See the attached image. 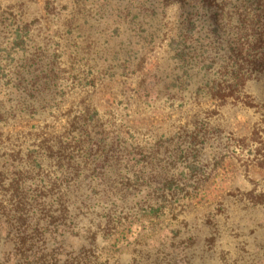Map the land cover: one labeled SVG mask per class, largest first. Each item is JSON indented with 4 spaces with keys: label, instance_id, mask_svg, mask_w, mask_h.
Segmentation results:
<instances>
[{
    "label": "trees",
    "instance_id": "1",
    "mask_svg": "<svg viewBox=\"0 0 264 264\" xmlns=\"http://www.w3.org/2000/svg\"><path fill=\"white\" fill-rule=\"evenodd\" d=\"M164 3L167 6L173 4L178 6L179 14L170 30L173 31L175 27L176 32H173L171 36L169 34V37H162L158 43H151V47L138 59L128 74V77L136 79L134 87L124 91L121 86L117 87L116 84L110 83L113 87L112 91L121 97L122 102L119 103V106H124L122 110L124 113L113 114L108 111L99 115L98 101L105 92L102 90L103 86L99 87L98 76L91 78L92 82L86 80L85 85L78 89L73 84L76 82L75 77L72 80L65 77V84L62 83L63 77L59 72L61 70L54 66L52 67L59 70L57 77H54L58 84L54 82V86L60 88L65 86L66 98L77 97V100L70 101V106L65 111L58 115L48 114L40 119L41 124L37 123L38 119L34 124L17 128L13 124L20 118L22 120L27 118L20 116L15 120L14 111L2 110L0 107V161H2L0 165V241L3 239L5 244L7 242L13 244L10 255L14 253L19 256L18 262L21 261L19 264H117L116 260L111 261V259L104 258L105 250L103 248L105 246L96 245L97 236L111 238L119 232L120 237L124 231L123 228L132 223L148 224L155 227L148 235L141 236L134 243L137 256L144 257L146 260L150 259V256L155 255L158 249L160 250L159 244H155V240L160 237L156 228L165 221L177 226L174 229H168L171 241L179 239L182 243L184 240L189 242L190 238L182 236H185L186 229L191 223L194 224L196 221L188 219L187 201H194L198 197V192L207 186L211 173L215 169L222 168L227 162H229V166L234 162L231 165H238L244 175L250 173L251 169H257L264 173V102L260 103L254 95L252 96L248 92L249 83L253 79L264 77V0H164ZM14 6L10 5L11 8L17 9ZM5 14L12 16L15 21L6 25L5 18L1 17L0 31L2 28L16 30L9 33V36L6 35V38L7 40L12 39L17 45L13 47L16 50L25 49L26 41L29 39H22L19 30L31 29L37 24L36 20L28 23L27 21L23 22L22 19H16L13 12ZM199 20H204L203 23L207 26L198 29L196 25ZM14 27L15 29H13ZM28 33L26 32V35ZM200 33L202 34L200 35ZM196 34L197 36H195ZM3 36L0 34V45ZM167 39L165 59L171 60L176 70L184 69L183 75L191 69L204 70V75H213V78H208L202 85L192 88L190 96L193 97L198 112L193 114L190 120L183 125L179 124L180 119L169 124L165 123L167 120L165 119L155 125V116L150 114L152 107L145 106L143 103L146 95L150 94H148V90L154 91L155 96L159 93L160 98L163 99L171 97V89L175 85V80L179 78L178 73H175L178 70L174 69L167 74V72H161L158 65H149L155 52L160 49L162 41ZM91 44H86V51L91 49ZM6 58L0 53V63ZM71 71L70 66L62 72L71 73ZM52 72L50 69V73ZM171 76L173 78L167 82L168 79L165 77ZM44 78V80L49 79L46 76ZM165 80H167V84H165ZM49 81L52 83L53 78ZM37 84L41 85L40 78L36 84L34 83L35 86L28 89L34 90ZM128 90L131 91L129 94ZM39 92L36 91V93ZM131 96L135 98L134 106L133 102H130ZM66 102L67 100L62 102V110ZM209 102L212 103L211 108L202 106V103ZM140 105L143 108L142 113L146 114V118L151 122L145 123L141 119L140 124L136 126L132 123L131 113H139L137 108H140ZM233 110H253L254 113L259 114L249 135L238 137L233 132H227L226 125L229 124L227 112ZM22 113L25 114L23 110L20 114ZM102 117L108 118L119 127L118 130L124 140L134 141V143L148 141L151 144L150 147L154 152L146 153V155L138 152H135L134 155L131 150H128L135 165H141L140 167L143 168V162V170L147 171V168L155 160H158L161 154L162 161H165L170 168L176 169L179 165L189 164L183 167L187 173L182 171L179 175L183 176V182L178 179H158L156 176H151L153 172H156L153 167L148 174L138 171L132 178L121 177L125 183H119L121 188L117 186L118 189H116L121 195L127 196L128 192L137 191L138 187L143 186L155 196L154 201L141 206L134 204L131 206L132 212L125 214H123L125 210L123 207L120 212L93 214L88 222L90 226L83 235L84 245L80 246L77 251L69 253H65L64 250L60 251L65 254L66 258L59 261L57 260L59 254V251H56L57 248L52 247L48 250L46 247V234L50 233V227L55 234L60 228L72 226L80 228L79 222L84 214L74 213L76 205L68 200L66 197L68 194L58 193L61 186L64 188L70 185L68 175L65 176L61 185L52 182L49 186L41 179L44 167L42 164L49 159L50 162L64 169L63 173L66 174L72 166L80 167L81 164L82 168H85L86 164L91 161L88 154H83L82 144L85 143V139L83 137L82 139L81 136L87 134L88 137L91 132L88 129L86 132L85 127L92 122L100 121ZM49 119L53 121L48 122ZM11 121L12 126L7 127ZM53 122H59L56 133L52 129ZM26 124H29L28 120H26ZM24 127L27 128L26 131L23 130ZM98 128L102 129L103 125L98 124ZM224 133L227 135L225 138L223 137L225 142L222 152H214L209 164H202L199 160L204 151L207 147L212 148L208 144L217 140ZM124 140L123 143L126 142ZM115 144L118 146V152L120 142L116 140ZM80 158L89 163L78 160ZM120 159V156L113 154L110 158L112 166L118 167ZM105 161L109 160L106 158ZM7 162H11L10 166L7 165ZM76 162L77 165H75ZM209 166L211 168H208ZM133 168L132 165V170ZM32 173H35V177ZM37 178L39 183L35 184L33 181ZM29 180L34 183V188L25 187L26 181ZM257 185L248 191L234 189L237 194L232 200L235 202L226 199L217 202L211 201L209 210L203 214L204 224L216 230L219 225L218 218L226 222L229 207L236 205L237 202L252 207L264 206V189ZM123 190L126 193L121 192ZM238 196L240 197L238 198ZM83 206L84 201H81L80 206L77 207ZM134 209L136 211H133ZM35 213L40 214L36 221L33 216ZM4 223L9 225V230L2 237L1 229ZM58 236L62 242L66 238L63 233H59ZM6 239L7 241H5ZM170 245L174 246L173 243ZM62 248L63 246L59 247V249ZM165 249L163 248L164 252ZM162 256H166V254L162 253ZM0 264L3 263L0 262ZM155 264H158L157 260ZM185 264L193 263L191 259L187 258Z\"/></svg>",
    "mask_w": 264,
    "mask_h": 264
},
{
    "label": "rangeland",
    "instance_id": "2",
    "mask_svg": "<svg viewBox=\"0 0 264 264\" xmlns=\"http://www.w3.org/2000/svg\"><path fill=\"white\" fill-rule=\"evenodd\" d=\"M10 5H15L14 8L17 9L11 8ZM6 12H13L15 18L22 19L23 22L29 23L32 20L37 22L31 29L19 30L22 39H29L26 41L25 49L16 50L13 47L17 45L12 39L7 40L6 38V35L9 36V33L16 30L2 28L0 31V34L4 35L1 38L0 53L7 57L0 63V67L3 66L0 68V107L2 110L14 111L15 120L20 116L27 118L29 124H26V120L21 118L15 124L12 123L13 120L7 124V127L13 124L17 128L34 124L38 119L37 123L41 124L40 119L48 114H61L70 106L71 100H77L75 96L66 98L65 86H61V88L54 86V82H58L54 77H57L59 72H61L64 84L65 77L69 80L75 77L73 79L76 82L73 84L78 89L85 85L86 80L92 82L91 78L98 76L99 87L103 86L102 90L105 92L98 101L99 115L108 111L113 114L122 112L124 106L122 104L119 106V103L122 102L121 97L112 91L113 87L110 83L116 84L117 87L121 86L124 91L134 87L136 79L128 77V74L138 59L151 47V43H158L162 37H169V34L171 36L173 32H176L175 27L173 31L170 30L179 14L178 6L175 4L167 6L164 0H0V18H5V24L9 25L15 20L9 14H5ZM203 21L199 20L196 25L198 29L207 26ZM26 32L29 33L26 35ZM87 36L89 38L86 39ZM86 41L90 44L92 42L91 49H87L88 51L85 50ZM167 43L168 39L162 41L160 49L155 52L149 65H158L161 72L169 74L175 69V65L171 60L165 59ZM52 66L58 67L61 71ZM70 66L71 73L62 72ZM50 69L53 71L52 73H50ZM183 71L184 69L175 72L178 73L179 78L175 80V85L171 89V97L163 99L160 98L159 93L155 96L154 91L148 90L149 96L146 95V99H143L145 106L152 107L150 114L155 116V125L165 119H167L166 124L180 119L179 124L183 125L190 120L193 114L198 112L196 103L190 96L191 90L202 85L208 78H213V75H204V70L195 71L194 69L186 71L183 75ZM159 74L161 73L159 72ZM45 76L49 79L44 80ZM38 78L41 79V85L37 84L34 90L28 89L35 86L34 83H37ZM52 78L53 84L49 81ZM165 78L168 79V81H164L167 84L173 76ZM36 91L40 92L36 93ZM130 92V90L127 91L128 94ZM248 92L252 96L254 95L260 103H263L264 77L253 79L249 83ZM64 100L67 102L62 110L61 104ZM134 100L135 98L131 96L130 102H133V106L136 103ZM202 101L204 102V100ZM202 106L211 108L212 103H202ZM21 110L25 114H20ZM137 110L140 115L131 113L132 123L138 126L141 119L145 123L151 122L146 118V114L142 113L141 105ZM227 113L229 114V124L226 125L227 132H233L238 137L249 135L259 115L253 110H233ZM51 121L53 120L49 119L48 122ZM59 122L51 124L55 133L58 131ZM98 124H102L103 128L99 129ZM26 129L24 127L23 130L26 131ZM87 129L91 134L88 137L87 134L81 136L85 139L82 150H84L83 154L90 156L91 162L82 158L78 159L89 163L85 168H82L81 164L80 167L72 166L66 174L63 173L64 169L53 164L49 159L42 164L44 167L41 179L49 186L52 182L61 185L65 176L68 175L70 185L64 188L61 186L58 193L68 194L66 196L68 200L76 205L74 213L84 214L79 222L80 228L73 226L60 228L55 234L50 227V233L46 234V247L48 250L52 247L57 248L56 251H59L57 260L59 261L66 258L65 254L60 251L64 250L65 253H69L77 251L80 246L84 245L83 235L90 226L88 222L93 214L120 212L122 207L125 209L123 211L125 214L132 212L131 206L134 204L141 206L154 201L155 196L143 186L138 187L137 191L128 192L127 196L121 195L116 190L117 186L120 187L119 183H125L121 177L132 178L138 171L148 174L153 167L156 172H153L151 176H156L158 179H178L183 182V176L179 175L182 171L186 172L187 170L183 167L189 165H179L176 169L170 168L165 161H162L163 156L160 154V158L155 160L145 171L143 162V168L140 167L141 165H135L128 150H131L134 155L135 152L143 155L153 153L148 141L134 143V141L124 140L118 130L119 127L106 117H102L98 122H92L84 130L87 132ZM226 135L227 133H224L217 140L211 141L210 145L208 144L212 148L207 147L204 151L199 160L202 164L208 165L214 152H222L225 142L223 137L225 138ZM116 140L120 142L118 152ZM123 140L126 142L123 143ZM138 142L140 141L138 140ZM113 154L121 157L118 167L112 166L110 162ZM106 158L109 161H105ZM10 163L7 162V165L10 166ZM1 164L2 161H0ZM77 164L76 162L75 165ZM231 164L229 166V162H227L222 168L215 169L211 173L207 186L198 192V197L194 201H187L188 219H195L196 222L191 223L186 229L185 236L182 237L190 238L191 242L190 240L186 242L184 239L183 243L179 239L171 241L168 229H174L177 226L165 221L156 228L160 237L155 240V244H159L160 250L158 249L155 255L146 260L140 255V257L137 256L134 243L141 236L148 235L155 227L148 224L132 223L123 228L124 231L120 237L119 232L111 238L97 236L96 245L105 246L103 248L105 250L104 258L111 259V261L116 260L117 264H152L153 262L155 264L156 260L158 264H185L187 258L191 259L193 264H264V206L252 207L237 202L236 205L229 207L226 222L218 218L217 232L204 224L203 214L209 210L211 201L217 202L225 199L234 201L232 198L237 194L234 189L248 191L256 184H258L257 187L264 189V173L257 169H251L250 173L244 175L238 165L232 166ZM132 165L134 166L133 170ZM33 176L35 177V173ZM33 182L38 184L39 179L37 178ZM33 182L26 181L25 187L34 188ZM121 192H125V190ZM81 201H84V206L78 208ZM33 216L36 221L40 214L35 213ZM8 230L9 225L4 223L1 236L4 237ZM59 233H63L66 237L63 242L58 236ZM170 243H173L174 246L171 247ZM60 246L63 248L59 249ZM163 248H166L165 252ZM12 250L11 242L5 244L3 239L0 241L1 263H21V261L18 262L19 256L14 253L10 255ZM162 253H165L166 256H162Z\"/></svg>",
    "mask_w": 264,
    "mask_h": 264
}]
</instances>
